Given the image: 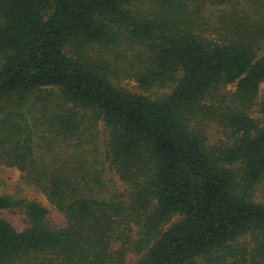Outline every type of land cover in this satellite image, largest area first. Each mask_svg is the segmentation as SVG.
Masks as SVG:
<instances>
[{
    "label": "trees",
    "instance_id": "1",
    "mask_svg": "<svg viewBox=\"0 0 264 264\" xmlns=\"http://www.w3.org/2000/svg\"><path fill=\"white\" fill-rule=\"evenodd\" d=\"M263 83L264 0H0V264H264Z\"/></svg>",
    "mask_w": 264,
    "mask_h": 264
},
{
    "label": "rangeland",
    "instance_id": "2",
    "mask_svg": "<svg viewBox=\"0 0 264 264\" xmlns=\"http://www.w3.org/2000/svg\"><path fill=\"white\" fill-rule=\"evenodd\" d=\"M121 86L129 90H138L136 82L130 78H121L119 80ZM168 90V87H153L149 94H162ZM264 93V83L260 86V94ZM252 112L254 116L258 115V111ZM108 176L112 177L111 173ZM117 184L119 181L112 177ZM0 194H6L15 198H23L27 200H34L45 206L48 210L47 221L52 225L59 227L64 223V216L48 202L45 196L32 185L28 184L24 178L23 173L19 170L6 167L0 164ZM256 199L264 200V185L260 186L256 191ZM0 218L9 221L17 230H22L26 226V217L17 209L11 208L0 211ZM139 255L134 252H128L125 255V264H136Z\"/></svg>",
    "mask_w": 264,
    "mask_h": 264
}]
</instances>
